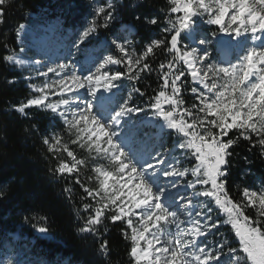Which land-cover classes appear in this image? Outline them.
<instances>
[{"label": "snow or ice", "instance_id": "6c2138e0", "mask_svg": "<svg viewBox=\"0 0 264 264\" xmlns=\"http://www.w3.org/2000/svg\"><path fill=\"white\" fill-rule=\"evenodd\" d=\"M9 2L0 0V25ZM127 6L87 0L90 11L72 47L87 49L89 38L111 32ZM130 6L143 9L148 0ZM160 11L162 17L135 12L127 34L113 36L80 71L71 62L26 61L5 42L0 60L34 65V75L24 77L29 98L12 108L29 119L28 109L48 114L49 131L33 124L25 132L39 135L50 177L63 182L77 217V234L91 237L105 261L112 250L107 221L122 225L127 264H264V183L237 186L239 198L228 188L230 157L241 141L264 159V0H166ZM140 27L160 35L137 49L133 33ZM25 29L15 28L18 41ZM219 36L236 41L233 59L210 60L208 45ZM153 74L157 85H146L149 94L138 85ZM121 80L129 81L127 96L106 97ZM134 95L146 97L145 106ZM139 113L158 122L161 140L174 137L171 147L137 143L129 122ZM181 157L194 163L185 167ZM6 195L5 185L0 199ZM222 226L234 239L220 233Z\"/></svg>", "mask_w": 264, "mask_h": 264}, {"label": "trees", "instance_id": "16d2710c", "mask_svg": "<svg viewBox=\"0 0 264 264\" xmlns=\"http://www.w3.org/2000/svg\"><path fill=\"white\" fill-rule=\"evenodd\" d=\"M123 2L129 6L120 10L112 31H102L95 39L110 38L119 25L132 24L135 12L144 11L162 17L160 9L166 7V0H148V6L143 9L131 7L133 0ZM78 8L79 15L73 17L68 13L63 16V30L77 29L81 24L80 18L84 16L85 11L76 0H10L5 23L0 25V57L6 51L3 47L5 42L19 52L15 36L18 24H27L35 36H38L43 32L40 28L42 24L54 20L56 15L64 11L72 9L74 12ZM29 13L34 17L30 18ZM158 35V29L151 31L149 28H137L134 47L139 49ZM25 42L26 45L30 44L29 36H26ZM96 44L91 43L88 46L94 47ZM117 70L123 71L120 68ZM26 75L25 72L17 71L0 60V188L7 186L6 197L0 199V245L6 240H11L8 234L16 233L20 243L31 244L32 252L49 261H65L66 264H127L126 243L119 231L122 225L105 222L108 224L107 238L112 247L108 261L97 255L98 245L91 237L85 239L77 234V217L72 205L62 194L63 182L50 177V161L45 158L46 150L39 135L25 132V129L33 124L39 127L41 133L49 131L48 114L38 112L34 108L28 109L31 114L29 119L12 108L30 96L27 82L24 80ZM9 79H14L16 83L9 85ZM147 84H150L151 88L156 87L155 74L148 76L138 85L151 94V88H146ZM145 99L146 97L142 98L140 102ZM233 153L230 157L228 188L233 196L239 198L237 186H246L249 182L252 188H256L264 183V159L258 156V150L249 151L246 141H241L240 145L233 149ZM25 216L35 219L26 221ZM41 216L46 217V222L39 219ZM34 224H46L49 231L46 234L38 233ZM30 240L34 242L30 243Z\"/></svg>", "mask_w": 264, "mask_h": 264}, {"label": "rangeland", "instance_id": "374dc122", "mask_svg": "<svg viewBox=\"0 0 264 264\" xmlns=\"http://www.w3.org/2000/svg\"><path fill=\"white\" fill-rule=\"evenodd\" d=\"M84 9V16L80 18L81 24L80 26L85 22V18L87 17L89 13V9L87 7V0H76ZM73 9V7H72ZM72 9L69 11H64L60 15H56L54 20H49L46 22V24H42L40 28H42V33L38 36H35L32 29H27L25 32L30 37V44L26 45V37L24 38V35L22 33L21 39L17 40V45L19 47V50L21 48H24V52L20 53L18 52L23 59L26 61L34 60V59H40L41 61L47 63V62H71L76 66L77 71H80L81 68L87 67L93 59L100 56L105 52V45L106 42L103 41L101 44L96 48V50H89L85 49V46L82 45L80 50H77L76 48L72 47V43L76 38L77 32L74 30H63V16L65 14L71 15L73 17L79 15V8L78 10H74L72 12ZM204 30L208 28L207 25H200ZM125 26H122L116 31L112 32V36H115L117 33H119L121 36L126 35V31L124 30ZM26 36V35H25ZM97 37V36H96ZM221 38H229L227 36H219ZM95 38V37H94ZM94 38H89L90 40ZM211 39V37H209ZM217 40V39H216ZM213 40L208 45V51L210 53V60L213 62H219L218 60H214L212 58L215 50H213V47L217 45V41ZM50 41L54 43V47L56 48H62L59 52H56L55 58H52V60H43L41 56V52H44L43 46L47 47V50L50 46ZM87 43V42H86ZM56 44V45H55ZM45 50V51H47ZM71 53V55H69ZM55 55V54H54ZM53 57V56H52ZM67 58V59H65ZM13 68H15L17 71L25 72L27 75L32 74L31 69L34 67V65L26 63L25 65L21 67H17L15 65L10 64ZM113 70H117L118 66H112ZM121 69V68H120ZM119 71V70H118ZM42 79V78H41ZM120 87L113 90V93L110 94L113 99L119 98L121 96L126 97L128 91L130 90V85L128 84L129 81L127 80H121L117 82ZM29 90V89H28ZM30 92V90H29ZM100 95V93H98ZM107 97V94H104ZM86 99H91L90 97H85ZM187 98V97H186ZM142 98L134 95L133 100L134 103L138 104L139 106L143 107L144 102H140ZM152 120L151 114L145 115L144 113H139L137 115H134L130 120V126H133V133L136 137V141L138 144H146V145H154V144H160L163 143L167 147H171L174 141V137L165 136L163 140L160 139L159 130H156L158 128L157 124H150V121ZM155 122H157L155 120ZM154 126V129L151 127ZM65 158L67 159L66 155ZM182 165L185 167H190L192 163H194L193 160L190 158H184L181 157ZM248 187H251V183L247 182L245 184ZM256 186V188H258ZM252 188V187H251ZM254 188V187H253ZM220 233L223 235L228 236L230 239L233 238V234L231 232L230 226L227 227V230L224 232L220 230ZM14 236V235H13ZM218 238V237H217ZM211 239V237H210ZM24 240V239H23ZM15 236L12 238L11 241H4L0 245V264H8L9 261H11V264H66L65 261H58V260H52L49 261L45 258H42L41 255L36 254L31 251V244L27 245L26 243H20L16 242ZM11 243V244H10Z\"/></svg>", "mask_w": 264, "mask_h": 264}, {"label": "built area", "instance_id": "2783aa9c", "mask_svg": "<svg viewBox=\"0 0 264 264\" xmlns=\"http://www.w3.org/2000/svg\"><path fill=\"white\" fill-rule=\"evenodd\" d=\"M28 16L30 18H33L34 17V15L31 14V13H29ZM125 26H131V25H125ZM27 29H29V27L26 25V29L25 30H27ZM134 33H135V29H134ZM217 40H218V43L213 48V50H215V51H213L214 54H213L212 58L214 60L225 61V62L228 61V60L233 59V57L239 51V48L236 45V41L232 40L230 37L229 38H226V37L225 38L217 37ZM180 191L183 192L184 189L181 188Z\"/></svg>", "mask_w": 264, "mask_h": 264}, {"label": "bare ground", "instance_id": "6f19581e", "mask_svg": "<svg viewBox=\"0 0 264 264\" xmlns=\"http://www.w3.org/2000/svg\"><path fill=\"white\" fill-rule=\"evenodd\" d=\"M259 43V42H258ZM108 95H110V94H107V96ZM150 124H157V127L156 128H158V123L157 122H155V120L154 119H152L151 121H150ZM156 130H159V128L158 129H156Z\"/></svg>", "mask_w": 264, "mask_h": 264}]
</instances>
